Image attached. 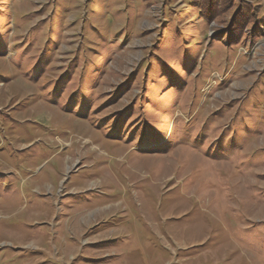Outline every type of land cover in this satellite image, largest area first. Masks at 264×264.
Here are the masks:
<instances>
[{
    "label": "rangeland",
    "instance_id": "1",
    "mask_svg": "<svg viewBox=\"0 0 264 264\" xmlns=\"http://www.w3.org/2000/svg\"><path fill=\"white\" fill-rule=\"evenodd\" d=\"M201 1L0 0V264H264V0Z\"/></svg>",
    "mask_w": 264,
    "mask_h": 264
},
{
    "label": "trees",
    "instance_id": "2",
    "mask_svg": "<svg viewBox=\"0 0 264 264\" xmlns=\"http://www.w3.org/2000/svg\"><path fill=\"white\" fill-rule=\"evenodd\" d=\"M217 2H216V0H202L201 1V3H200V5L202 7L201 12L205 16L206 19L209 20L208 13L206 14V12H204V9L203 8L204 7H207L208 8L207 11L209 12V11H211L213 9V7H215V5H216Z\"/></svg>",
    "mask_w": 264,
    "mask_h": 264
},
{
    "label": "crops",
    "instance_id": "3",
    "mask_svg": "<svg viewBox=\"0 0 264 264\" xmlns=\"http://www.w3.org/2000/svg\"><path fill=\"white\" fill-rule=\"evenodd\" d=\"M262 1V0H261ZM249 2H251L252 4L254 3L255 4V0H249ZM256 8V7H255Z\"/></svg>",
    "mask_w": 264,
    "mask_h": 264
}]
</instances>
